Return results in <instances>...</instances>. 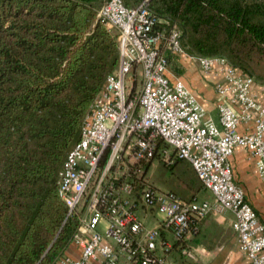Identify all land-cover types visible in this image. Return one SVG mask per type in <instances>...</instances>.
<instances>
[{"label": "built area", "instance_id": "2783aa9c", "mask_svg": "<svg viewBox=\"0 0 264 264\" xmlns=\"http://www.w3.org/2000/svg\"><path fill=\"white\" fill-rule=\"evenodd\" d=\"M96 22L115 30L119 62L57 173L66 218L78 220L68 247L82 251L78 259L64 253L56 264H168L175 247L182 264H197L186 239L208 215L226 212L233 214L245 264H264V224L234 182L229 162L236 147L245 148L264 178V105L252 92L254 79L224 57L187 54L179 30H158L167 22L148 10L146 0L131 8L110 0ZM168 52L196 63L203 76L218 77L219 126L170 72ZM241 125L252 128L239 132ZM156 159L167 166L189 163L212 199L184 200L157 188L147 175ZM144 216L155 225H146Z\"/></svg>", "mask_w": 264, "mask_h": 264}, {"label": "trees", "instance_id": "16d2710c", "mask_svg": "<svg viewBox=\"0 0 264 264\" xmlns=\"http://www.w3.org/2000/svg\"><path fill=\"white\" fill-rule=\"evenodd\" d=\"M109 1L0 0V264H56L77 228L57 173L118 66L116 36L96 22ZM146 2L187 54L224 57L264 84V0Z\"/></svg>", "mask_w": 264, "mask_h": 264}, {"label": "crops", "instance_id": "0c3cea01", "mask_svg": "<svg viewBox=\"0 0 264 264\" xmlns=\"http://www.w3.org/2000/svg\"><path fill=\"white\" fill-rule=\"evenodd\" d=\"M167 57L170 72L178 76L196 97L205 111V118L212 119L219 126L216 111L218 98L214 90V84L217 82L218 77L215 74L203 76L199 66L190 60L172 55L169 52ZM252 92L256 95L258 102L264 105V84L255 82ZM246 128L251 130L252 126L241 125L239 132H244ZM229 162L234 182L243 190L246 202L256 212L260 222L264 224V178L258 176L255 159L250 156L245 148L236 147L229 158ZM185 163L192 169L190 164L185 161H177L174 165H171L172 170L176 171V177L180 180L178 184L180 191L182 193L187 191L189 194L187 199L185 195L180 197L184 200L196 198L199 201H210L212 199L211 193L203 188L198 179L189 183V181H185V172L178 171L180 167H186L184 166ZM195 178H197L196 175ZM149 218H151V221H149ZM143 220L150 227L155 225V220L151 216H144ZM233 220L234 217L231 212L221 215L210 214L200 223L198 231L188 236L185 244L194 251L197 264L246 263V259L239 253L237 248V237L232 229ZM167 238L172 241L171 235L167 234ZM81 251V246L72 245L66 249L65 253L73 259H78ZM167 258L168 264H182V259L179 258L176 247Z\"/></svg>", "mask_w": 264, "mask_h": 264}, {"label": "rangeland", "instance_id": "374dc122", "mask_svg": "<svg viewBox=\"0 0 264 264\" xmlns=\"http://www.w3.org/2000/svg\"><path fill=\"white\" fill-rule=\"evenodd\" d=\"M115 30H112V33H114ZM264 68L262 65L260 66L259 69H257L258 73H262V70ZM264 76V74H262ZM186 167H180L178 171L180 172L182 170V173H184V177L186 178L185 181H189L191 183L193 180H197L195 178V174L193 173L192 169L185 163ZM188 166V167H187ZM176 171H173L172 169L168 168L163 164L162 161L159 159H156L149 171H148V177L150 181L159 189L164 190V191H172L179 196L183 197L184 195L186 196L185 198L187 199L188 197V192H181L178 184L179 181L178 178L176 177ZM158 218H160V215H156ZM149 221H151V218H149Z\"/></svg>", "mask_w": 264, "mask_h": 264}]
</instances>
